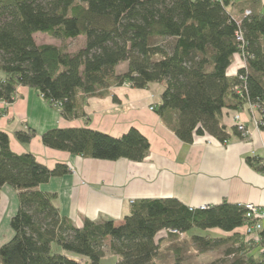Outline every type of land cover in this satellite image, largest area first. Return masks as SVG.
Here are the masks:
<instances>
[{
  "label": "trees",
  "instance_id": "obj_1",
  "mask_svg": "<svg viewBox=\"0 0 264 264\" xmlns=\"http://www.w3.org/2000/svg\"><path fill=\"white\" fill-rule=\"evenodd\" d=\"M249 2L252 8L236 17L229 10L235 0H0V101L11 104L19 87H30L63 118L89 120V98L125 83L139 89L159 83L164 90L153 110L185 143L200 136L224 142L230 136L224 109L247 104L256 105L264 130V5L256 10L258 0ZM38 32L64 41L84 37L85 43L70 52L37 43ZM236 54L244 55L245 65L230 76ZM15 136L29 143L37 131L28 127ZM41 140L51 149L111 161L142 162L151 148L134 126L121 136L87 125L57 126ZM71 171L67 163L49 167L33 153L15 152L0 130V191L10 185L19 197L0 264H100L107 241L116 264H158V235L183 236L193 228L228 233L191 236L202 253L226 247L210 264H264V241L237 231L248 219L244 205L227 200L196 208L170 198L140 199L121 224L86 218L76 226L61 214L56 194L39 188ZM170 264H182L181 257Z\"/></svg>",
  "mask_w": 264,
  "mask_h": 264
},
{
  "label": "crops",
  "instance_id": "obj_2",
  "mask_svg": "<svg viewBox=\"0 0 264 264\" xmlns=\"http://www.w3.org/2000/svg\"><path fill=\"white\" fill-rule=\"evenodd\" d=\"M252 4L249 0H235L229 10L239 17V11L252 8ZM254 5L260 10L264 0ZM233 63L239 68L242 64L236 56ZM239 68L229 67L228 74L235 76ZM154 86L151 83L139 89L125 83L110 88L104 97L89 98V120H67L36 89L21 86L13 103L0 101V112L6 110L0 114V130L9 134L15 152L33 153L49 167L60 162L71 167L69 174L52 178L39 188L56 194L61 214L76 226L86 218L97 222L112 219L121 224L131 212L133 201L140 199L170 198L196 208L223 200L264 206V171L258 168L264 164V130L255 123L258 111L251 112L249 104L241 110L224 109L222 121L230 134L226 143L208 136L185 143L151 109L164 90L162 85ZM237 113L248 128L244 137L235 129ZM85 125L114 136L134 126L150 140V153L142 162L100 160L51 149L42 143L41 134L52 127ZM28 127L34 128L37 136L29 143H21L15 132ZM248 158L256 164L250 165ZM18 206V190L4 185L0 191V245L13 234L10 220ZM211 231L218 236L228 235L220 229ZM237 231L244 234L243 227Z\"/></svg>",
  "mask_w": 264,
  "mask_h": 264
},
{
  "label": "rangeland",
  "instance_id": "obj_3",
  "mask_svg": "<svg viewBox=\"0 0 264 264\" xmlns=\"http://www.w3.org/2000/svg\"><path fill=\"white\" fill-rule=\"evenodd\" d=\"M35 39L37 43H53L57 46L63 47L70 52H75L79 48H81L84 43V37H79L73 40H62L58 38H54L48 34L38 32L35 34ZM239 61L242 62L241 56L239 54L235 55ZM243 63L241 64V66ZM127 66L126 63H122L120 65V69L123 70ZM240 66V62H239ZM238 65L232 63L230 67H237ZM232 69V68H231ZM154 87H160L161 84L154 83ZM251 112L254 111L251 104H249ZM260 116H256V119H259ZM260 128V127H259ZM212 229H200V228H193L188 231L183 236H171L166 235L165 232H161L158 235V241L160 243L159 253L155 259L158 264H170L176 260L179 256L181 257L182 264H210L214 260L222 257L224 255L226 247H222L219 250H214L206 253L200 252L197 247L193 244L191 240L192 235H209V236H218L217 233L212 232ZM109 241H107V247L105 248V256L102 258L100 264H116L118 257L110 252L108 247ZM54 251H61V248L54 244L53 246Z\"/></svg>",
  "mask_w": 264,
  "mask_h": 264
},
{
  "label": "built area",
  "instance_id": "obj_4",
  "mask_svg": "<svg viewBox=\"0 0 264 264\" xmlns=\"http://www.w3.org/2000/svg\"><path fill=\"white\" fill-rule=\"evenodd\" d=\"M251 11L247 10L244 14L249 15ZM239 38L242 39V36L239 35ZM242 58V63L245 65V57L244 55L241 54ZM253 110L252 112L257 111L256 105H252ZM153 109V107H151ZM1 114V112H0ZM3 115V114H1ZM260 116V115H259ZM255 119V123L259 127V119ZM234 121L236 122V127L237 130L241 132L242 136H246L248 134V128L246 127L245 124L241 121L240 114L237 113L234 115ZM227 141L225 140L222 143H226ZM263 171H264V164H263ZM246 211H247V221L245 222L243 229H244V234L254 241L257 244H260L262 241H264V206H260L254 203H245L243 204ZM206 206H203L201 208H205ZM173 233H176V230H171Z\"/></svg>",
  "mask_w": 264,
  "mask_h": 264
}]
</instances>
